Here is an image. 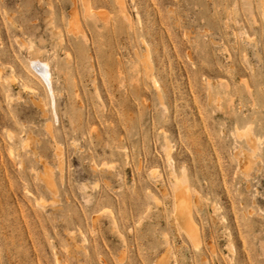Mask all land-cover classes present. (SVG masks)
<instances>
[{
    "label": "rangeland",
    "instance_id": "rangeland-1",
    "mask_svg": "<svg viewBox=\"0 0 264 264\" xmlns=\"http://www.w3.org/2000/svg\"><path fill=\"white\" fill-rule=\"evenodd\" d=\"M0 264H264V0H0Z\"/></svg>",
    "mask_w": 264,
    "mask_h": 264
},
{
    "label": "bare ground",
    "instance_id": "bare-ground-1",
    "mask_svg": "<svg viewBox=\"0 0 264 264\" xmlns=\"http://www.w3.org/2000/svg\"><path fill=\"white\" fill-rule=\"evenodd\" d=\"M82 1L87 5V0H82ZM71 22H73V21H71ZM148 59H149V57H148ZM43 63L39 62L37 60H32V62H30V65L34 68V70L38 73L40 78L44 81V84L46 83L48 85L50 83V79H51L49 69H48L49 67H48V65H46V63H44V64ZM142 63H145V62H142ZM36 79L38 80V78H36ZM39 81H40V79H39ZM24 84H26V83L24 82ZM41 85H42V83H41ZM153 86L155 88H157L156 83H154ZM27 87H28V85H27ZM47 88H48V86H47ZM157 89H155V90H157ZM34 90H37V89L35 88ZM52 97H53V95H52ZM37 107H40V105H37ZM46 127H47L46 130H48L47 132L52 134L53 129L51 128V126L48 125ZM237 135L243 136L245 138V142L249 148V152H241L240 151V156L237 157L239 168L241 170H244L247 174V171L250 170L252 164L254 163L252 157L256 154V151L259 150L258 147L256 146L257 140H256V138H254L252 136L253 134L251 133V128L246 127L245 130L237 132ZM166 149H168V148H166ZM170 154L171 153L169 152V153H166V155H165V156H167L166 161L168 160V163L171 162V158H172V157H170ZM40 161H41V159H40ZM171 163L173 164L174 162H171ZM172 164H170V165H172ZM173 169L170 171V174H169L170 189L168 190L167 188H164V189L162 188L164 195L170 199V221H171L172 227L175 229L177 234H180L181 232H183L187 236L189 241L192 243V245L195 248H198L200 246L202 236H201L200 228L198 227L197 222H196L195 217H194V206L196 204L198 205L200 195L198 196V193L196 192L197 190L195 191L194 188L192 189L190 187L189 183L187 182L186 176H185L186 175L185 170L182 171L181 175H177ZM245 172L243 174H245ZM151 174L154 176V175H156V172L153 171V172H151ZM46 178H48V181L51 180V179H49V177H46ZM45 179H43V180H45ZM49 183L50 182H48V186H50ZM52 187H54V185H52V182H51V189H52ZM53 191L55 192V189ZM152 198H153L155 203L158 202V200L154 196ZM39 205H40V203H39ZM167 247H168V244H167Z\"/></svg>",
    "mask_w": 264,
    "mask_h": 264
}]
</instances>
